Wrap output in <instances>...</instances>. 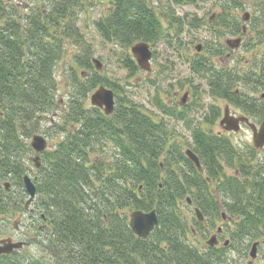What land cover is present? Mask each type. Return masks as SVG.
I'll use <instances>...</instances> for the list:
<instances>
[{
  "label": "trees",
  "instance_id": "trees-1",
  "mask_svg": "<svg viewBox=\"0 0 264 264\" xmlns=\"http://www.w3.org/2000/svg\"><path fill=\"white\" fill-rule=\"evenodd\" d=\"M86 1L0 0V216L25 210L22 176L34 152L29 139L41 121L57 117L55 123L49 119L48 128L56 143L42 153V166L34 176L36 213L43 222L36 227L37 249L0 255V264H235L230 246L264 232V160H254L255 147L243 151L229 137L193 126L187 148L198 155L200 171L169 124L120 96L121 86L97 72L82 45L73 57L81 71L71 67L65 107L58 111L55 70L66 41L82 43L77 21ZM109 2L108 15L95 22L105 42L125 49L141 41L155 46L175 39L181 45L184 22L176 14L168 15L172 33L161 22L163 12L157 13L148 0ZM242 2L215 0L220 12L211 27L231 35L250 33L244 47L252 56L246 66L217 69L200 52L190 66L208 80L211 96L264 119V0H258L246 32L235 13ZM206 49L211 55L219 51L208 44ZM123 65L129 75L141 69L129 53ZM100 85L112 88L118 97L110 115L87 102ZM156 106L167 115L187 118V108L176 112L161 101ZM211 111L208 118L214 121L219 111L214 106ZM239 162L234 174L225 172ZM189 195L207 227L215 225L214 215L219 217V202L235 216L228 247L203 252L190 241L195 231L180 208ZM222 196L226 202L220 201ZM153 209L159 225L148 237H138L127 211ZM196 223L205 225L198 219Z\"/></svg>",
  "mask_w": 264,
  "mask_h": 264
},
{
  "label": "rangeland",
  "instance_id": "rangeland-1",
  "mask_svg": "<svg viewBox=\"0 0 264 264\" xmlns=\"http://www.w3.org/2000/svg\"><path fill=\"white\" fill-rule=\"evenodd\" d=\"M11 1L16 3L20 0ZM242 1V7L238 12H235L240 19L246 11L253 14L258 4V0L256 3L254 2L255 0ZM148 2H150L157 13L160 11L163 12L161 15V22L166 29H169L171 26L170 19L168 18L169 13H174L176 16L183 19V33L180 36L181 45L177 44L175 39L172 43H168L167 41L155 46L151 45L153 50L151 70L140 69L134 75H129L128 69L123 65V59L127 53L131 54L133 57L130 48L125 49L117 44L105 42L95 24L100 18L108 15L111 8L109 0L86 1L84 4L85 9L79 13L77 21L82 43L76 44L77 42L74 40L68 39L66 41L65 54L59 61L55 70L59 83V89L56 92V98L59 100L58 111L62 112L61 110L65 107L64 104L69 91L71 67L74 66L78 72L81 71V68L76 65L73 57L74 53L78 52L80 45H82L83 48L89 50L91 60L97 58L103 63V67L97 72L101 76L121 86V90L118 89V94L123 97H129L143 111L152 116V118H163L169 124L173 136L180 141L184 149H186L192 141L191 128L193 126H201L207 132L218 134V132L223 131L220 126V121L224 117V110L228 103L231 108H239L226 99L214 98L211 96L208 80L191 69L190 61L195 60L197 54L200 52L205 55L206 58H209V60L211 59L217 69H230L235 66L245 67L248 59L252 56V52L247 51L244 47L250 33L243 36L244 38L240 48H229L226 45V40L237 38L239 35L228 34L220 27H211L215 18L212 22H209V18L213 13L220 12V9L215 5V0H195L194 2L185 4H175L172 0H148ZM193 24L199 25L198 28L193 29ZM169 30L172 33L175 32L174 28ZM183 44L184 46H182ZM207 44L211 45L213 48L219 49L218 54L211 55L210 52H207ZM198 45L202 46L200 51L197 49ZM255 94L259 96L261 93L258 92ZM183 98H185L184 101ZM116 100H118V97H116ZM159 101L168 105L169 109L172 108L176 112L187 108V111H185L187 118L179 119L172 116V114L167 115L163 113L156 106V103ZM87 102L91 105L90 97H88ZM213 106L218 109L219 115L214 121H211L208 117H212L211 109ZM258 118L255 117V121H261L263 119L260 116H258ZM45 119V121H41L42 126L36 129L38 131H32V135L38 133L45 135L48 138V148H51L56 143V138L52 136L48 129L51 124L49 119H52L55 123V121L57 122V117L55 115H49ZM253 134V130L248 125H242L238 131L225 135H228L227 137L231 139L234 145L246 151L247 148L254 147ZM31 138L29 141H31ZM255 150L256 158L254 160H264V150L262 148H255ZM33 154L35 153L33 152L31 155ZM238 164H240V162L233 167H227L225 172L229 175L234 174L235 169L238 168ZM29 167L26 173L34 178L37 169L33 166V162L31 161ZM215 185L216 183L213 182L212 186L214 188ZM13 189L16 191L18 188L13 187ZM27 197L28 194L26 193L24 200H27ZM219 198L220 201L226 202L225 196ZM31 207L34 209L33 213L21 209L0 216L1 228L4 227L5 229L4 231L2 230V232L0 229V239L9 236H11L14 241L23 239L22 241L25 240L27 243V245H25L26 250L32 251V249H34L36 251L37 248L35 244L40 239L36 227L43 224V222L38 219L40 213H36L38 209L35 202ZM223 207V210H220V214L222 211H225L230 215L224 205ZM180 208L186 215L189 227L192 229L196 227L198 230L193 236L190 235L189 239L199 248L204 247L212 231L215 230L217 225L222 223H226V228L228 230L227 238L232 240V232L235 229V216L233 217L232 223L228 220L223 222L222 218L216 216L219 219L217 221L213 220L215 223L213 227L210 225L207 228H203L200 225H196L197 218L195 211L193 207H189L185 199L180 203ZM129 214L130 211H127L128 219ZM16 221H18V230L14 228ZM255 240H260L261 246L259 247L257 257L252 260L249 253L251 244ZM249 241L251 244L247 247L246 245ZM228 252L229 255L234 258L235 264H250L249 262L252 264H264V232L261 233L259 238H253L251 240L248 238L245 239V241L236 242L234 246H230Z\"/></svg>",
  "mask_w": 264,
  "mask_h": 264
},
{
  "label": "water",
  "instance_id": "water-1",
  "mask_svg": "<svg viewBox=\"0 0 264 264\" xmlns=\"http://www.w3.org/2000/svg\"><path fill=\"white\" fill-rule=\"evenodd\" d=\"M215 14L211 17L214 18ZM250 13L246 12L243 15V20H249ZM246 31V27H244ZM241 43V38L228 39L227 44L230 47L237 48ZM200 50V46H198ZM132 54L134 55L139 67L143 70H151V61L153 57V51L150 47V44L144 41L138 42L131 47ZM93 63L97 70H100L103 67V63L97 59H92ZM86 76V72H82ZM91 103L93 106L101 108L106 115L113 113L115 108V93L111 88H108L104 85L99 86L90 96ZM185 98H183L184 101ZM229 108L225 109V116L221 120V124H228L226 129L228 130H239V121H248L246 117L234 118L233 121L229 120ZM254 132V145L258 148L264 147V121L262 122L260 128L258 129L255 125H251ZM31 145L33 149L38 153L36 156L32 157L34 166L39 168L42 165V158L39 153H42L47 148V139L42 135H34ZM186 155L195 163L199 170H202V165L199 157L192 149L186 150ZM23 182L25 189L28 193V199L25 202V208H28L30 204L35 200L37 194V187L32 177L29 174L23 176ZM6 188L9 189L10 183L6 182ZM196 215L200 220L204 219V215L199 208H196ZM129 225L135 235L141 238H146L149 236L151 231L159 225L158 213L155 209L151 211L143 210H133L130 213ZM228 240L226 244H228ZM207 243L211 246L217 243L216 235H212ZM23 241L14 242L11 238H5L0 240V254H8L13 252L16 249H19L23 246ZM260 242L256 241L252 244L250 250V256L255 259L258 254V246Z\"/></svg>",
  "mask_w": 264,
  "mask_h": 264
},
{
  "label": "flooded vegetation",
  "instance_id": "flooded-vegetation-1",
  "mask_svg": "<svg viewBox=\"0 0 264 264\" xmlns=\"http://www.w3.org/2000/svg\"><path fill=\"white\" fill-rule=\"evenodd\" d=\"M248 23H249V21H248ZM243 38L244 37L242 36V42H243ZM256 97H259V96L256 95ZM229 106H230V104H229ZM229 115H230L229 120H231V121H233L234 118H241V117H246L248 119V121H244V122L240 121L239 122L240 128L242 127V125H248L252 129L251 125H255L259 129L261 123L264 121V119H262L261 121H255L256 120L255 117L258 118V116L256 114H253L252 112H247V111H245V110H243L241 108L236 109V108H231L230 107ZM220 126L222 127L223 131L222 132H218V135H222L223 136L225 134H230V133L234 132V131L226 129V127L228 126L227 123L222 125L221 122H220ZM225 136H228V135H225ZM262 149L264 150V148H262ZM186 201H187V204L189 205V207H193V209L198 207V205L195 203V201H193L192 198L187 199ZM219 205H220V210H223L222 208H224V207H223V205L220 202H219ZM219 218H222L223 222L225 220H228L229 222L232 223V220H233V218L229 214L226 213V215H223V211L221 212ZM219 218H217L216 215L213 216V219L215 221H217ZM200 221H202V223L205 224V225H202L203 228L207 227V223H206V219L205 218L203 220H200ZM196 225H198V223H196ZM14 228L18 230L17 222H16V224H14ZM193 230L195 231L194 233L196 234V232H197L196 227H194ZM227 234H228V230L226 228V223H222L220 225H217L215 230L212 231V233H211V235H216L217 243L215 245H213V246H210L207 243H205L204 247H202V248L198 247V248L200 250H202L203 252H206L208 250V248H210V247L216 248V249H222L223 247L226 248V247L229 246V243L226 244V240H229V242L231 241L230 239L227 238ZM9 237H11V236H9Z\"/></svg>",
  "mask_w": 264,
  "mask_h": 264
}]
</instances>
